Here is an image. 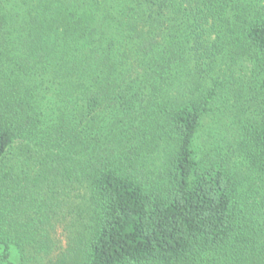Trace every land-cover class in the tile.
<instances>
[{
    "label": "trees",
    "instance_id": "trees-1",
    "mask_svg": "<svg viewBox=\"0 0 264 264\" xmlns=\"http://www.w3.org/2000/svg\"><path fill=\"white\" fill-rule=\"evenodd\" d=\"M0 264H264V0H0Z\"/></svg>",
    "mask_w": 264,
    "mask_h": 264
}]
</instances>
